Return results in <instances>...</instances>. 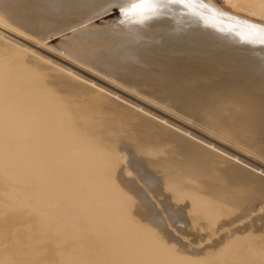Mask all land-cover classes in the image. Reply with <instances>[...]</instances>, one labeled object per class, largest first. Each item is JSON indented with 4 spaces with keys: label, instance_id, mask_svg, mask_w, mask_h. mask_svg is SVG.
Segmentation results:
<instances>
[{
    "label": "bare ground",
    "instance_id": "bare-ground-1",
    "mask_svg": "<svg viewBox=\"0 0 264 264\" xmlns=\"http://www.w3.org/2000/svg\"><path fill=\"white\" fill-rule=\"evenodd\" d=\"M219 1L0 0V264H264V168L124 94L264 160V0Z\"/></svg>",
    "mask_w": 264,
    "mask_h": 264
},
{
    "label": "rangeland",
    "instance_id": "rangeland-1",
    "mask_svg": "<svg viewBox=\"0 0 264 264\" xmlns=\"http://www.w3.org/2000/svg\"><path fill=\"white\" fill-rule=\"evenodd\" d=\"M209 1V0H208ZM210 2H212V4L214 5V6H217L218 5V7L217 8H224V9H227V11H226V13H224V14H226L227 16H236L237 18H239L240 16H237V15H233L234 13L233 12H235V11H231L232 9H231V7H227V5H225L224 3H222L221 1H219V0H210ZM111 11V12H110ZM233 13V14H230V13ZM242 11H237V13H239L238 15H243V17H245V18H251V20H254V21H256L255 19H257V17H254V16H250V15H247V13L246 12H242ZM107 13H109L108 15L106 14V16L105 15H103L102 17H98L97 19H95V24L97 25V26H101V27H98V28H102V26L105 24V23H109V22H113V23H118L120 20H121V15H119L117 12H115V11H113V8H112V10L110 9ZM228 13V14H227ZM236 13V12H235ZM230 14V15H229ZM245 15V16H244ZM113 20V21H112ZM119 20V21H118ZM109 21V22H108ZM0 30H1V28H0ZM4 32H6L7 34L6 35H8L9 33V31H3V33ZM11 33V32H10ZM5 34V33H4ZM9 36L10 37H12L14 40H16L17 42H18V40H19V43H24L25 45H28V47H30L31 49H34V50H37V51H39L40 49V51H41V53H44V52H46V53H44V54H46V55H49L50 57H51V59L53 58L54 59V61H56L57 62V60H59L60 58H61V56L60 55H58V54H56V53H54L53 51H51V50H49L48 48L46 49L45 47H43V46H39V45H37V43L33 40V41H30L31 39H29V40H27L25 37H23V36H21V35H19V34H15L14 35V33L12 34H9ZM21 36V37H20ZM18 37L20 38V39H18ZM24 39H23V38ZM25 39H26V41H25ZM21 40V41H20ZM32 42V43H31ZM60 42V40L59 39H56V40H50V41H47V42H45V44H46V46H48V47H53V46H55L56 44H58ZM28 43V44H27ZM33 43H36V44H34L33 45ZM37 48H36V47ZM33 47V48H32ZM48 51H50V52H48ZM22 55H23V53H21ZM21 54H18V55H16L15 57H12L10 60H4V62L2 61V62H0L1 64L0 65H4V64H6V63H8V62H10V61H12L14 58H16V57H20V56H22ZM54 56V57H53ZM63 57V56H62ZM59 58V59H58ZM64 58H66V57H64ZM64 58H61L59 61H62L60 64H62V65H67L68 63L67 62H69V64L68 65H71V68H73L74 67V70L75 71H77V72H79L80 70V73L81 74H83V73H86V74H83V75H86L88 78L90 77H92L91 79H93V77L94 76H92L91 75V73L89 74V73H87V72H83L82 70V68L80 69V67H79V69H77V67L76 66H73V65H75V64H71V63H73L72 61H68V59L66 58V59H64ZM63 60H64V62H65V60H66V62H65V64H63L64 62H63ZM58 61V62H59ZM67 65V66H68ZM77 69V70H76ZM91 75V76H90ZM97 77V76H96ZM97 79H99L98 77L97 78H95V81H97ZM102 81H104L103 82V84H104V86H106V87H108V85H110V83H108L107 81H105V80H103V79H100V80H98L97 82H101L102 83ZM111 86V85H110ZM117 88H119V89H117ZM116 90L117 91H119V92H121V94L123 93V91H124V89H121L120 87H116ZM125 93V97H127V98H130V97H132V99H133V101L135 100L134 99V95H135V98L136 99H138V100H135V102H137L138 104H141L142 105V102H143V106L145 107V104H147V107L146 108H148L149 110H152V109H156V110H152L154 113H156V114H160L161 116L163 115V117H168L167 119L168 120H173L172 122H174V123H176V124H178V125H180V123L182 122L183 124H184V128H186L187 127V129L188 130H190V131H192L193 133H195V134H197L198 136H200V137H202V138H204V139H208L209 141H211V142H213V143H217L218 142V144H216V145H218V146H221L222 148H224L225 149V147H226V150H228V151H230L231 153H234L235 155H237L238 157H240V158H242V159H245V161H249V163H251V164H255V166H258V167H260V168H264V160H261L260 158V160L259 159H257V157H254V155H250V154H247L246 153V151H245V149H243V148H241L240 146H237L236 144H234V146L235 147H233V144H232V142H230V141H227V140H222V139H219V138H217V137H215V136H213L211 133H209V132H207V131H204V129H202L200 126H198V125H196V124H193V122H188L187 120H185V119H183V117H181L180 115H178L177 113H175V112H172V111H170L169 109H167V108H165V107H163V106H160V105H156V103H154L153 101H151V100H148V99H145V98H142V99H139V98H141L139 95H137L136 93H133V92H130L129 93V91H124ZM126 92H127V94H129L130 96H127V94H126ZM133 95V96H132ZM131 99V100H132ZM143 99L144 100H146L147 102H145V101H143ZM142 101V102H141ZM148 101H151V102H148ZM145 102V103H144ZM152 103V104H151ZM149 104V105H148ZM151 104V105H150ZM156 107V108H155ZM162 107V108H161ZM163 110V111H162ZM164 110H168L167 111V113H166V111H164ZM162 112V113H160V112ZM171 112H172V114H171ZM175 113V114H174ZM164 114L165 115H167V116H164ZM175 116V117H174ZM169 117H170V119H169ZM174 118V119H173ZM178 118L180 119V120H178ZM177 120V121H176ZM185 121V122H184ZM178 122V123H177ZM180 122V123H179ZM181 123V124H182ZM183 124L182 125H180V126H182L183 127ZM189 125H190V127H189ZM193 126V127H192ZM189 127V128H188ZM192 128V129H191ZM194 128V129H193ZM201 128V129H200ZM202 132V133H201ZM207 135V136H206ZM211 137V138H210ZM222 141V142H221ZM219 142H220V144H219ZM226 145V146H225ZM232 146V147H231ZM237 148V149H236ZM236 149V150H235ZM237 150H238V152H237ZM240 150V151H239ZM244 154V155H243ZM254 158H255V160H254ZM249 159V160H248ZM251 160V161H250ZM253 161V162H252ZM124 162H127V160L126 161H124ZM261 162V163H260ZM23 180V179H22ZM21 185H23V192H24V194L25 195H27L26 197H28V199L29 198H33V199H40L41 201L42 200H44L45 199V201H47V204H58V203H60V202H62V201H65V200H63V196H56V195H53V194H49L48 196H45L44 195V192H43V190L45 189L44 187H41L40 186V189H38V185L34 182V180L31 182L30 181V185H25V183H24V181H21ZM43 189V190H42ZM57 206H55L54 208H56ZM28 217H31V216H28Z\"/></svg>",
    "mask_w": 264,
    "mask_h": 264
},
{
    "label": "snow or ice",
    "instance_id": "snow-or-ice-1",
    "mask_svg": "<svg viewBox=\"0 0 264 264\" xmlns=\"http://www.w3.org/2000/svg\"><path fill=\"white\" fill-rule=\"evenodd\" d=\"M141 3L148 4V6L152 10V15L154 17H163L168 14L164 10L170 9L173 5H186V0H141ZM129 4H131V7L133 9L138 6L137 4L132 3V0H111V6L113 8V11L117 12L121 16L128 15ZM52 86L54 88L57 87L55 84H53ZM143 200L147 202V197L144 196Z\"/></svg>",
    "mask_w": 264,
    "mask_h": 264
}]
</instances>
